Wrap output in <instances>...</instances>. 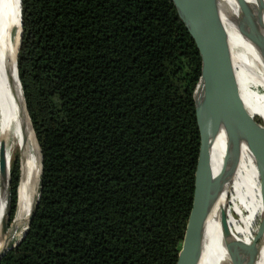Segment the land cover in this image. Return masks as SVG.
<instances>
[{"label":"trees","instance_id":"1","mask_svg":"<svg viewBox=\"0 0 264 264\" xmlns=\"http://www.w3.org/2000/svg\"><path fill=\"white\" fill-rule=\"evenodd\" d=\"M22 15L18 74L43 172L29 229L0 264H177L202 53L174 1L22 0Z\"/></svg>","mask_w":264,"mask_h":264},{"label":"water","instance_id":"2","mask_svg":"<svg viewBox=\"0 0 264 264\" xmlns=\"http://www.w3.org/2000/svg\"><path fill=\"white\" fill-rule=\"evenodd\" d=\"M173 1L192 36L197 41L202 53L201 76L195 87L193 95L196 118L200 132V149L195 171L192 208L189 216L186 237L181 244L180 255L177 261V264H200L203 256L206 224L215 208L220 176V173L217 176L213 175L211 166V147L217 139H224L225 154L223 161L225 169L223 172L224 180L221 184L220 192V195H222L227 183L235 171L239 158L240 146L247 139V137L253 133H260L264 141V128L258 125L251 118V116L247 114L240 98L238 82L236 81L232 62L233 58L222 20L224 13L228 10L227 0ZM235 1L239 8L236 24L240 33L251 40L257 47L264 48V34L255 26L253 22L254 19H261L264 21V7L256 3H250L248 0ZM242 4L248 6L251 11H245ZM184 5L187 8V12L184 10ZM19 23L20 34L18 52L23 36L22 0H20ZM17 77L21 86L26 111L32 125L18 72ZM242 118H244L247 125L241 129L239 128L238 131L240 133L239 135H241V139L236 141L233 138L234 127L238 122H240L241 126ZM34 135L36 137L35 131ZM26 145L27 132L25 125H23V146L18 155V184L26 178ZM38 146L41 169L40 180L34 204L27 218L26 230L14 244L10 245L15 234V227L11 225L8 228L6 221L4 222L3 232L6 233V246L0 252V260L7 251L13 249L22 241L37 211L40 201L41 175L43 172V156L39 142ZM0 154V174L5 178L8 167H6L3 146L1 147ZM9 174L11 175L10 171ZM9 194L11 198L9 199L7 212L11 218L12 177H9ZM225 221V212L222 211L221 223L224 237L228 241L227 244L230 249L232 264H250L251 261L248 259L249 256L246 254L244 248L237 241H234L229 237ZM263 232L264 228H261L257 238L252 243L255 247L259 246L260 238L262 237Z\"/></svg>","mask_w":264,"mask_h":264},{"label":"bare ground","instance_id":"3","mask_svg":"<svg viewBox=\"0 0 264 264\" xmlns=\"http://www.w3.org/2000/svg\"><path fill=\"white\" fill-rule=\"evenodd\" d=\"M181 1V0H180ZM250 3H256L264 7V0H248ZM245 11L251 9L242 4ZM20 0H0V153L1 147H4V158L6 167H8L6 177L0 174V252L5 248L6 233L3 232V224L6 221L7 227L13 225L15 234L10 243L14 244L26 230L27 218L31 212L36 198V192L40 180V153L39 146L34 135L29 116L23 100L21 86L17 77V52L19 44L20 23H19ZM227 11L223 15V24L227 34V41L232 54L234 72L236 65H242L239 54L244 53L257 58L264 64V48L257 47L246 36L242 35L237 27L236 18L238 15V5L235 0H227ZM184 10L187 8L184 5ZM255 26L264 34V21L254 19ZM230 25H233L239 35L229 32ZM245 66V65H244ZM246 67V66H245ZM256 75L254 69H251ZM236 81L240 76L235 72ZM242 78V77H241ZM264 81V76L261 77ZM241 98V97H240ZM243 101V99L241 98ZM255 101L253 98L251 102ZM264 104V101H258ZM23 125L27 132V162L26 178L19 183L16 188V203L13 217L8 214L9 206V171L11 173L12 161L14 158V147L18 148V154L23 146ZM246 127V121L242 118L234 127L233 138L237 141L241 139L239 128ZM211 166L213 175L219 176L217 198L213 213L206 224L204 237L203 256L200 264H218V258L224 256L229 264H232V258L227 239L224 237L221 223L222 211L225 212V225L229 232V237L237 241L245 250L246 254L253 257L256 264H264V245L255 247L253 244L244 242L230 227L227 221L226 208L228 206V191L230 180L226 185L224 193L220 195L221 184L224 180L223 172L225 141L217 139L211 147ZM1 155V154H0ZM10 218V219H9ZM22 224L24 227L21 229ZM213 245L214 250H213ZM250 259V257H248ZM251 264V262H250Z\"/></svg>","mask_w":264,"mask_h":264},{"label":"rangeland","instance_id":"4","mask_svg":"<svg viewBox=\"0 0 264 264\" xmlns=\"http://www.w3.org/2000/svg\"><path fill=\"white\" fill-rule=\"evenodd\" d=\"M229 32L239 35L233 25H230ZM239 58L243 63L241 66L236 65L235 72L240 76V97L247 114L264 128V104L257 102L264 101V81L261 79L264 76V64L244 53L239 54ZM251 69L258 74L255 75ZM252 98L255 101L251 102ZM14 151L12 163L18 162V148L14 147ZM226 215L230 227L244 242L252 244L259 230L264 228V141L260 133L249 135L240 146L239 158L230 180ZM23 227L24 224L21 229ZM259 245H264V232ZM249 257L251 264H256L253 257ZM217 261L218 264H229L224 256Z\"/></svg>","mask_w":264,"mask_h":264}]
</instances>
